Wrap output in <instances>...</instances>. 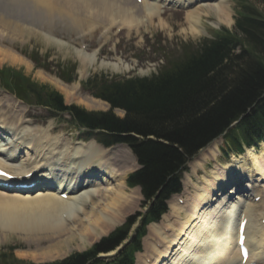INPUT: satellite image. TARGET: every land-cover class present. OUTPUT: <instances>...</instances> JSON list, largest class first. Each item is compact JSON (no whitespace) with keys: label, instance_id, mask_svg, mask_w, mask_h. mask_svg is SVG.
Masks as SVG:
<instances>
[{"label":"bare ground","instance_id":"6f19581e","mask_svg":"<svg viewBox=\"0 0 264 264\" xmlns=\"http://www.w3.org/2000/svg\"><path fill=\"white\" fill-rule=\"evenodd\" d=\"M161 1L164 4L160 5V0H145L142 5L137 0H0L1 62L12 66H26L27 71H31L28 60L11 47L17 41H22V38L34 37L36 32L33 25L37 26L35 23L39 21L42 23L41 21L49 18L51 22H55V18L59 17L63 22L62 17H66L65 14L68 13L66 11L81 12L77 19H84L83 15L91 14L97 23L105 18L111 26L117 24L130 32H138L153 25L154 20L161 21L164 5L174 2V6L187 8L188 13L190 12L186 19L188 31L193 36L201 34L203 18L215 17V27L231 26L234 23L232 8L226 0ZM33 6L37 10L47 9V14H44L45 11H37L42 16L39 21V18L35 20L31 18V14L29 16V7ZM23 17L29 21L22 19ZM55 24L52 22V26L47 29L49 34L54 31ZM61 43L57 41L60 47ZM85 53L84 51L81 60L84 73L95 63L92 58L86 59L88 54ZM92 57L96 59V55ZM100 66L114 71H120L123 67L128 69L121 63H103ZM41 76L60 88L66 94L68 102H79L90 110L108 107L103 102L81 95L77 87L63 84L51 76ZM10 97L5 96L4 102L0 100V157L7 160L5 163L0 159V168L16 179H0V223L4 224L0 227V235L4 234L8 224L17 223L24 230L23 233L17 232L18 237L28 245L35 246L32 253L18 251L17 256L37 262L55 261L72 251L75 242L78 250H84L87 245L123 224L125 217L135 211L138 207L137 196L140 199L141 195L138 188L130 190L126 184L127 176L135 170V165L129 166L133 162L127 149H121V152L118 149L114 153L115 149H105L94 141L76 142L73 145L56 142L49 151L52 157H41L44 152L42 141L48 139L47 130L43 131L40 127V130H32L35 126L28 122L30 128L24 126L19 118L22 115H17L16 109L15 114L10 115L14 105L19 113L24 107ZM13 102H18L20 106ZM23 113L27 114L25 111ZM3 148L8 151L13 149L14 153L10 151L11 155L3 156L7 150ZM49 148L51 147L47 151ZM255 152V149H248L243 155L233 157L228 164L216 163L211 175L203 177V186H196L195 194L191 199L188 197L187 206L171 203V214L175 215L176 222L149 227V237L144 243L146 252L139 255L138 264H242L241 249L238 246V226L242 218L248 219L246 246L250 258L247 264H264V226L260 224L264 219V211L252 217L243 212L246 205L249 206V213L250 210L264 208V150L259 155ZM218 155V145L214 142L197 158L198 162L193 164L194 170H202L205 160H214ZM17 162H20L21 167L15 166ZM46 166L52 168L50 171L54 170L52 174L55 177L62 175L58 186L46 182L48 177L43 173ZM41 180L43 182L39 184ZM13 182L37 185L35 188L19 189L12 185ZM232 184L235 186L232 187ZM38 188H46L47 191L36 194L39 192ZM62 190L70 195L66 200L60 196ZM262 196L263 200L255 203V199ZM20 212L24 216H16ZM165 218L168 216L164 220ZM214 218L223 220L224 228L221 232L220 229L209 228V221ZM1 240L0 238V242L5 241Z\"/></svg>","mask_w":264,"mask_h":264},{"label":"trees","instance_id":"16d2710c","mask_svg":"<svg viewBox=\"0 0 264 264\" xmlns=\"http://www.w3.org/2000/svg\"><path fill=\"white\" fill-rule=\"evenodd\" d=\"M260 4L258 9L254 4ZM235 28H222L198 45H187L149 78L96 75L83 90L110 105L107 112L67 106L63 96L33 83L12 68L0 70L1 86L29 105L46 108L104 147L127 145L140 169L128 178L140 187L145 214L137 213L91 250L48 264H135L150 223L167 212V202L182 191L188 163L214 140L224 137V152L241 154L264 141V0H239ZM60 72L75 81V67ZM125 112L119 117L115 111ZM238 122L233 128L231 126ZM140 219L129 246L110 261L98 256L123 244ZM0 264H33L0 254Z\"/></svg>","mask_w":264,"mask_h":264},{"label":"rangeland","instance_id":"374dc122","mask_svg":"<svg viewBox=\"0 0 264 264\" xmlns=\"http://www.w3.org/2000/svg\"><path fill=\"white\" fill-rule=\"evenodd\" d=\"M226 1L233 11L232 12L233 21H234L233 25L218 26L216 23L217 27H215V24H214V21L216 20L215 17L212 16L211 18L213 19L203 18V21H202L203 29H200L202 30L201 34L194 35V36L191 35L188 31L189 24L187 25L186 17H187V14H189L190 12L188 13V9L186 8L184 9L175 8L171 6L170 8H167L166 10H164L165 13L162 14L163 16L161 18L162 19L161 21L154 20L153 25L146 27L145 30H140L138 32L136 31L130 32L128 29H125V27L123 26L119 27L117 24L114 26H111L109 25L110 23L105 21L106 20L105 18L100 19V23H97L96 19H94V17L91 14L90 15L87 14L86 16L83 15L84 17L82 16V18L84 19H77L78 18L77 16H79L81 12L66 11L68 12L65 14L67 18L62 17V21L64 20L63 22H61V20L58 19L59 17L55 18V22L52 21L53 23H56L55 24L56 26H54L55 27L54 31H51L49 34V31L47 29H49L52 26L51 19L44 18L46 20H43L41 21L42 23H40L39 20H41L40 17L42 16H39L38 15L39 13H37V11L38 12L45 11L44 14H47V9L37 10L34 6L29 7V10H30L29 16L31 14L32 16L31 18L32 19L34 18L35 20L39 18L37 19L39 23H35L37 24V26L33 25L36 35L30 39L22 38V41L21 40L17 41L14 46L11 47L9 45V47L14 48L13 50L19 52L22 55V57L26 58L28 62L30 63L32 70L27 71L26 66H12L7 63L4 64L1 62V58H0V70L4 67H10V68H14L17 70H21L25 73L26 76L30 77L33 81L37 82L38 84L50 86L52 89H55L56 91L61 93L64 96V100L67 105L75 104V105L84 107L79 102H75V101L68 102L66 99V94L60 88L52 84L49 81V79L47 78L44 79L41 75L43 74L44 76H49V77L51 76L52 78L58 79L63 84H66L71 87H77L81 95L88 96L94 100L100 101L98 99L93 98L91 95L85 92L81 87V83L85 82L86 80L90 79L93 76L100 75V74H105L109 77H121V78L151 77L154 74L159 73V71L164 67L163 65H166L165 64L166 60L164 58L165 56H166L167 61L173 58L175 59L181 55L184 49H186L187 45H191V44L198 45L202 40L210 39L213 32H215L214 30H219L224 27L228 29H234L236 12H237L236 11L237 4L239 0H226ZM254 5L260 10L263 9V7L260 4L255 3ZM32 8H34L35 10L33 11ZM74 13L76 16L74 15ZM60 15L65 16L64 14H61V13ZM16 18L20 19L21 17H16ZM22 19H26V17H23ZM66 19L69 21V23ZM89 20H92V21H89ZM26 21H29V20L26 19ZM42 24L44 25V27ZM46 24L47 25L49 24L50 26L49 25L47 26ZM109 28L111 29L109 30ZM54 40H56V42H53ZM57 41L60 43L62 42L61 43L62 47L58 46ZM81 48L88 54L87 55L85 53V55H87L86 59L92 58L93 60H95L94 66L90 67L85 73L83 70V65L81 64V60L83 58L82 55H84V51L81 52L80 50ZM36 53H38L40 56V59L38 60L40 64L38 66H40V68H36L35 64L30 62V59H29V58L36 56ZM94 55H96V59L92 57ZM46 58H48L47 62H46ZM117 62H120L123 66L128 67V69H125V67H123V69H120V71H114L108 68H100L101 67L100 65L103 63L116 64ZM74 66H77L76 68L77 69L76 71L77 80H75L73 83L67 84L66 82L61 80L59 77H57L59 71L63 72L62 71L63 69H66V68L69 69L70 67H74ZM5 96L7 97L11 96L10 98H15L14 96L4 91L0 87V100L4 102L3 99ZM100 102H103V101H100ZM15 103L16 102H13V104ZM16 104H18V102ZM22 104L24 105V107L20 109V111L22 110V112L19 113L18 109L16 108V105H14L15 108L11 111L10 115L13 116V114H15L14 110L16 109L15 111L18 112L16 114L22 115L21 116L22 118L21 117L19 118H20V123H23L24 126L27 125V127L30 128V125H28V123H30L32 124L31 126L33 125L35 126V129H32V130H38L39 129L38 127L42 128L43 131L47 130L46 137H48V139L45 138L42 141L44 152L41 153V157L43 155L48 158L52 157V154L49 151L53 148L52 146L54 144H57L56 142L65 143V144L68 143L71 145H73V143L76 144V142L85 143L80 133L74 128H72L70 124L66 122V119L64 117L59 116V117L49 118L50 113H48L46 109H42L38 107H31V106L29 107L25 105L24 103ZM85 108L89 111H103V112L108 111V107L102 108V109H91V110L87 107ZM23 111L27 112V114L23 113ZM117 114L120 117L123 116L122 112H117ZM37 138L39 139V136ZM16 139H18V137ZM222 144H223V140L221 139L217 140L219 151H220V147ZM46 147L47 148L51 147V148H49L47 151ZM3 149H7V148H3ZM113 149H115L113 150L114 153L118 152L117 151L118 149L120 152L122 151L121 149H127L128 151L126 150V152L129 153V157L132 159V162H133L129 164V166L131 167V165L133 166L135 165V170L133 172H135L139 168L136 162V159L134 158L132 152L127 146L118 145V146L113 147ZM262 150H264L263 144H261L259 150H256L255 153L259 155ZM10 151L14 153L13 149H11ZM10 151H8V149L4 151L5 155L6 154L11 155ZM200 156L201 154H199L196 158H194L193 161L188 165V172L184 174V177H183L184 191L179 196L180 198H183L184 201L187 200V204L185 206L188 205V201H189L188 199L195 194L197 187L203 186V181H202L203 177L205 176L209 177L211 175L212 169L214 168L216 163L223 161L224 164H228L231 161V160L226 161V157L221 152H219V155L216 157V159L213 160V159L208 158L207 160H205L202 170L200 167H199L200 169L197 168L196 170H194L193 164L198 162V159ZM0 159L2 161H6L5 157H0ZM15 166L21 167L20 162H17ZM46 167L48 171L51 169V167H48V166ZM188 180H190L191 184L189 183ZM38 193H45V192H37L36 194ZM138 197L139 196H137L138 207L135 209V211L129 213L125 217L123 224L125 223L128 217L133 216L137 212H143V209L141 208L142 197H140V199ZM171 202L175 203L174 198L171 200ZM26 208L30 209L29 206H26ZM263 211H264V208L260 207L256 210H252V215L256 216L260 213H263ZM167 215L170 216L168 220L169 223H173L175 219L172 218V216L175 217V215L173 214L170 215V212ZM16 216H24V215H23V212H20ZM168 221H164V224L167 225ZM211 223H213V226ZM209 224H210L209 225L210 229L217 228L218 231L220 229V232L224 228L223 220H219V218L212 219L211 222L209 221ZM3 225L4 224L0 223V227ZM17 232L19 233L24 232L21 226H17V223L13 225L8 224L5 227L3 233L7 235L8 237H6L4 234L1 233L0 235V238L2 239L1 241L3 240L5 241L0 242V253L5 251L8 255H11L9 248L13 247V248H17V250L13 252V254L18 259L32 261L36 263L46 262V261L37 262L34 260H30V259H22L20 258L21 256L20 257L17 256L18 250H25V251L32 253L33 252L32 249H35V246H30L25 241H23L21 238H19L18 237L19 235ZM148 237H149V228H148V233L146 237L143 239V252L141 254L143 253L145 254L146 252L144 250L145 249L144 243ZM98 241L99 240H96L91 245H87V247L84 250H78L77 244L75 242L73 244L72 251H70L65 257H68L71 254L76 253V252H84L86 250H89L91 246ZM141 254H138V255H141Z\"/></svg>","mask_w":264,"mask_h":264},{"label":"snow or ice","instance_id":"6c2138e0","mask_svg":"<svg viewBox=\"0 0 264 264\" xmlns=\"http://www.w3.org/2000/svg\"><path fill=\"white\" fill-rule=\"evenodd\" d=\"M4 175H7L6 173H3Z\"/></svg>","mask_w":264,"mask_h":264}]
</instances>
